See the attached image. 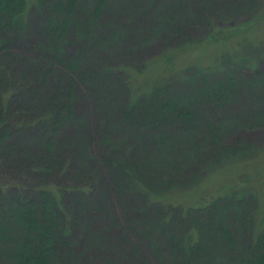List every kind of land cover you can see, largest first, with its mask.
Masks as SVG:
<instances>
[{"label":"rangeland","instance_id":"obj_1","mask_svg":"<svg viewBox=\"0 0 264 264\" xmlns=\"http://www.w3.org/2000/svg\"><path fill=\"white\" fill-rule=\"evenodd\" d=\"M93 2L83 0L78 5L72 20L84 18L82 24L60 30V22H54V28L59 29L50 35L55 48L70 44L71 55L66 57L68 60L46 57V67L36 68L37 77L48 70L52 74L47 76V81L40 77L35 93L23 85L29 80L27 74L9 77L3 84L5 89L20 90L23 102L35 96L38 101L46 102L57 87L61 100L66 97L64 100L73 101L74 118L55 134L51 147L47 145L49 132L39 139L42 140L39 149H50L49 152L53 149L47 159L46 156L42 159L45 173L38 180L56 195L61 189L73 192L74 180L69 174L72 169L65 179L62 169L64 160L71 164L76 156L78 168L84 167L98 181L94 185L93 180L84 184L93 191L92 198L98 205L91 207L89 201L82 210L75 209L79 218L75 223L80 224L77 230L84 231L86 236L80 237L83 244L79 253L72 250L73 264H172L161 252V244L155 242L158 222L151 218L150 225L146 223L149 216L160 217L146 211L144 204L148 200L182 216V212L201 202L246 190L250 196L244 204L251 214L255 206L254 229L261 228L264 221V74L252 72L248 65L251 62L247 60L250 50L255 53L254 50L264 47V0H106L98 20L88 11ZM225 7L230 14L244 13V16L229 22L220 18L226 27L219 32L223 25L212 26L210 18L212 15L225 18ZM40 14L32 17L30 23L34 27L42 17ZM82 29L85 32L81 38L88 36L95 42L90 43L88 38L79 42L74 31ZM73 35L75 38L71 40ZM31 45L21 40L13 50L16 56L9 60V65L26 64L33 56ZM222 58L230 59L232 69L237 62L245 66L244 69L237 67L239 73L231 85V90H236L235 98L226 101L229 104L224 112L219 106L221 103L216 102L221 100L207 102L199 95L184 98L186 117L182 124L174 121L175 115L160 113L145 120L127 109L135 99H149L154 90L165 84L171 86L195 75L213 74L212 69ZM240 72L251 75L252 79L244 75L249 81H240ZM178 96L173 95L179 99L182 94ZM179 103L174 102V106L179 107ZM37 116L31 115L28 121L18 124L22 131L28 129L21 138L11 134V139L5 144L2 142L0 147L1 182L9 190L22 191V185L27 187L28 183L38 182L30 178L31 167L24 165L27 152L18 153L29 149L33 137H37L38 132L33 128ZM31 120L33 123L29 125ZM107 138L130 139L141 163H132L120 151L108 152L104 148ZM180 138L184 139L181 145L185 148L197 142L198 149H195L202 153L190 165L185 162L175 165L171 160L172 150ZM5 149L8 151L4 154ZM14 157L23 159V164L15 162ZM5 158L14 160L16 166L2 165ZM200 171H204L201 178ZM190 172L195 173L190 175ZM131 183L139 184L138 195L131 194ZM68 207L71 208V203ZM1 210L0 224L5 228L7 217ZM173 224V231L168 232L172 239L187 230V224L178 218ZM7 241L8 237L0 234V264H7V257L2 255Z\"/></svg>","mask_w":264,"mask_h":264},{"label":"trees","instance_id":"obj_2","mask_svg":"<svg viewBox=\"0 0 264 264\" xmlns=\"http://www.w3.org/2000/svg\"><path fill=\"white\" fill-rule=\"evenodd\" d=\"M82 1L0 0V147L3 146L2 142L5 144L8 139H11V134L22 137V133H26L28 129L22 131L20 127H17L18 124L28 121L31 115H38L33 127L38 132L37 137H33V147L18 152H27L24 165L31 167L32 170L29 174L34 181L44 177L45 170H42L44 167L42 159L44 156L47 159L52 154L53 149L51 148V152H49L50 149L49 151L39 149L42 145V140L39 139H43V136L49 132L50 137H48L47 145L50 148L53 138L56 137L55 134L65 122L74 118V104L72 99L64 100L65 97L61 100L59 98L57 86L46 102L38 101L36 96L31 101L27 98L23 102L20 90L16 91L13 87L5 89L3 84L9 77L14 79L17 74H27L29 80L23 82V85H27L28 88L26 89L35 93V89H38L41 80L47 81V76L52 74L48 70L49 73L40 72L42 79L37 77L38 70L36 68L43 70L46 67L48 62L46 57H60L65 60H68L66 57L70 58L69 49L72 45L68 44L57 49L50 35L57 32L56 30H68L75 27L77 23L82 24L84 18L72 20L78 5ZM93 1L94 5L91 8L88 6V11L91 13L90 15L98 20L101 17L106 0ZM227 9L228 7L223 8L225 18L220 15H212L210 18V22L213 23L212 26L219 25L221 27L223 25L219 32L226 27V24L220 18L229 22L244 16V13L239 15L230 14L226 11ZM236 10L238 12V9ZM39 12L42 17L34 27L33 22L32 24L30 22L32 17H37L36 13ZM63 12L64 14H62ZM79 17H81V14ZM55 21L60 22L59 29L54 28ZM74 32L77 40H81L79 42H85L83 40L88 38V36L81 38L85 32L83 29ZM75 35L70 39L74 40ZM21 40L32 44L31 52L33 56L26 61V64L10 66L9 60L16 56L13 50L17 49ZM89 41L93 43L95 39H89ZM254 51L255 53L251 50L248 52L250 59L247 61L251 62L248 65L252 72L262 75L264 74V47L261 50ZM244 53H247V51ZM241 63L237 62V64H234L235 68L232 69L233 65L230 63V59L225 60L222 58L220 64L212 69L213 74L195 75L189 77L187 81L181 80L171 86L165 84L164 87L154 90L149 99H135L130 103V106H127V109H130L131 114H136L145 120L153 116L157 117L160 113L175 115L174 121L182 124L184 122L183 117H186L183 111L186 100L184 98L199 95L207 102L221 100L216 102L221 103L219 106L223 107L222 112H224V108L229 104L226 101L230 102L235 98L234 92L236 90L232 91L233 87L231 85L236 81V75L239 73L237 67L239 69L243 67ZM244 68L245 66L242 69ZM5 70L10 71V73H6ZM242 72L239 75L241 76L240 81H249L248 76L252 79L251 75L244 74L246 77ZM180 94H182L181 98L176 99L175 97L174 99L173 95L180 97L178 96ZM177 101H180L179 107L174 106V102ZM178 110L180 113H178ZM32 123V120L29 121V125H32ZM182 127L184 128V126ZM27 136L26 134L23 137L25 143L28 140ZM183 140V138H180L178 146L174 144L176 148L172 150L171 160L175 165L183 162L190 165L196 158L202 156L201 152L196 151L198 149L197 142L193 141L188 145V148H185L181 145ZM130 141V139L124 138L116 141L107 138L104 142V148L108 152H111V150L120 151L128 156L132 163L137 162L139 164L138 162L141 163V161L137 158V151L130 144ZM23 142L22 144H24ZM155 146L157 148V144ZM25 147L27 146L25 145ZM6 151L8 150L5 149L3 153L5 154ZM155 151H153V154L157 152ZM14 160L19 165L24 162L19 157H14ZM14 160L10 162L5 158L2 165L16 166ZM64 161L63 178H66L71 168L72 171L69 174L74 180L73 192L61 189L60 193L56 195L49 188L42 186L41 180L32 185L28 183L27 187L22 185V191L9 190L8 185L2 186L1 178L3 177H0V209H2L1 212H4L3 215L7 217L5 218V228L2 223L0 224V234L8 237L6 250L2 252V255L7 257V264L74 263L75 255L72 256V250L74 249L76 253H79L83 244L80 237L84 238L86 236L84 231L77 230L80 224L75 223L79 219L78 212L75 209L82 210L89 201L91 207L98 205L96 199L92 198L93 191L90 188L86 189L84 185L91 180H93L92 185L98 181L93 177L91 178L84 167L78 168L76 156L71 164L69 161L67 163L66 160ZM193 173L190 175H193ZM203 175L204 171H200L199 177L201 178ZM4 187L6 189L3 191ZM139 189L138 183H131V194L138 195ZM249 196L250 194L245 190L238 194L236 192L227 197L205 201L206 203L201 202L182 212V216L176 215L169 207L166 210V207H163L160 203L148 200L144 204L146 211L155 212L160 217L149 216L150 218L148 217L146 223L150 225L151 218L158 222V228L154 231L155 242L158 245L161 244V252L169 257L168 259L172 261V264H199L204 262L205 264H264V221L261 228L254 229L255 206L251 214V212L248 213L249 209L244 204ZM4 201H6V204H3ZM70 203L71 208L68 207ZM3 205L7 206L6 209ZM139 218H143V216L139 215ZM177 218L187 224V230L180 236L175 235L172 239L169 233L173 231V225L175 224L173 222ZM238 227H241L239 233L237 232ZM68 249H71V251L68 252Z\"/></svg>","mask_w":264,"mask_h":264}]
</instances>
